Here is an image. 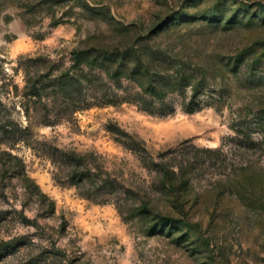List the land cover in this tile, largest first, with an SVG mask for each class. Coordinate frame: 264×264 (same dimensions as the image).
I'll return each mask as SVG.
<instances>
[{
  "label": "rangeland",
  "instance_id": "374dc122",
  "mask_svg": "<svg viewBox=\"0 0 264 264\" xmlns=\"http://www.w3.org/2000/svg\"><path fill=\"white\" fill-rule=\"evenodd\" d=\"M262 17L264 0H0V264H264ZM153 30L212 68L195 110L190 88L147 108L73 67Z\"/></svg>",
  "mask_w": 264,
  "mask_h": 264
},
{
  "label": "trees",
  "instance_id": "16d2710c",
  "mask_svg": "<svg viewBox=\"0 0 264 264\" xmlns=\"http://www.w3.org/2000/svg\"><path fill=\"white\" fill-rule=\"evenodd\" d=\"M257 17V15H252L250 21L255 23ZM260 20L261 28H264V17ZM168 26L170 23L162 21L158 28ZM157 33L154 30L147 34L140 32L133 37L134 40H131L130 43L115 41L93 49L77 47L72 51L73 67L105 66L109 77L129 79L138 86L137 94L147 108H149L147 104L153 105L156 104V101L163 102L172 93L185 95L186 90L190 88L189 101L185 103V107L187 110L193 111L201 105L200 95L205 86L211 83V85H215L211 81L212 78H216L215 75L212 73L208 75L212 68L188 63L190 58L185 54H181V56L177 52L169 53L166 50L154 48L153 44L156 42ZM182 43L178 42L180 46ZM251 49H260L262 54L264 52V39L254 41ZM183 56H186L187 60ZM247 56V54L242 53V57L239 59L235 58L232 61L230 58L228 65L233 62V71L238 73L241 70L239 67L247 64L245 61ZM66 77H71L70 72L64 73L62 76V78ZM35 84L37 85V83ZM118 97H109L107 102H115ZM154 106L157 107V105ZM136 146L133 147L134 150L145 149L144 147L141 149L139 143ZM160 218L167 220L170 217L161 215Z\"/></svg>",
  "mask_w": 264,
  "mask_h": 264
}]
</instances>
